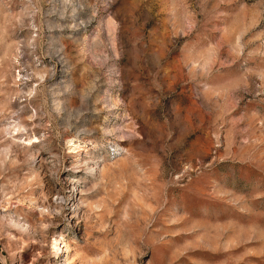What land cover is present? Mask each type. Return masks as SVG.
I'll return each instance as SVG.
<instances>
[{
	"label": "rangeland",
	"instance_id": "rangeland-1",
	"mask_svg": "<svg viewBox=\"0 0 264 264\" xmlns=\"http://www.w3.org/2000/svg\"><path fill=\"white\" fill-rule=\"evenodd\" d=\"M0 264H264V0H0Z\"/></svg>",
	"mask_w": 264,
	"mask_h": 264
}]
</instances>
